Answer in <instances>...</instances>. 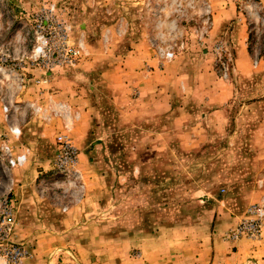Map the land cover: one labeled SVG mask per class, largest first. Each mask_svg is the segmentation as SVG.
<instances>
[{"label": "rangeland", "instance_id": "obj_1", "mask_svg": "<svg viewBox=\"0 0 264 264\" xmlns=\"http://www.w3.org/2000/svg\"><path fill=\"white\" fill-rule=\"evenodd\" d=\"M220 26L247 30L243 64ZM63 33L88 54L36 58ZM197 55L206 75L185 90ZM63 132L77 186L58 167ZM6 146L27 161L12 167ZM263 178L264 0H0V199L23 264H264V219L233 237Z\"/></svg>", "mask_w": 264, "mask_h": 264}, {"label": "built area", "instance_id": "obj_2", "mask_svg": "<svg viewBox=\"0 0 264 264\" xmlns=\"http://www.w3.org/2000/svg\"><path fill=\"white\" fill-rule=\"evenodd\" d=\"M68 34L63 35L58 40V51H55L50 42L43 35L39 37L38 45L34 49V55L36 58L45 57L48 55L50 60L49 66H56L64 62H75L79 57L88 54V50L85 47L84 42H80L78 45H70L68 40ZM51 56L52 59H51ZM174 52L167 51L165 58L172 59ZM6 112L10 111L8 105H4ZM71 122V124H70ZM66 120V130L73 128V122ZM11 133L15 137L22 135V129L20 127L10 128ZM60 143L58 167L62 170L69 171L70 183L77 186L78 178L81 177V172L76 168L78 162L77 149L72 144L69 135L65 132L58 136ZM10 154L9 163L12 167L23 165L27 161V154L23 153L18 156H13L8 146L5 148ZM262 186H264V178L262 180ZM250 213L254 216L251 220H244L239 225L234 233L233 237L238 238L241 234H250L252 237H257L261 234L262 223L264 219V196L262 201L258 204H254L250 208ZM16 224L15 208L12 199L5 197L0 199V264H23L25 259L31 253L29 246L16 239L14 234V227Z\"/></svg>", "mask_w": 264, "mask_h": 264}, {"label": "crops", "instance_id": "obj_3", "mask_svg": "<svg viewBox=\"0 0 264 264\" xmlns=\"http://www.w3.org/2000/svg\"><path fill=\"white\" fill-rule=\"evenodd\" d=\"M230 13L232 15L234 12L230 10ZM223 33H225V35H222ZM215 37H217L216 39L226 38L228 42H233L237 50V55H238L237 61L243 64V62L245 61L244 58H246V54L248 53V46H247L248 33H247V30H245V28H240L237 30L235 27L234 30L229 29L228 31H225V30H222V27L220 26V28L215 31ZM126 62H125V65H126ZM190 63L193 64L192 70L185 67L183 70L184 72L182 74L185 90L186 88H193L195 90L196 87L199 86L198 85L200 83L199 78L201 79L205 77L206 75V71L204 69L205 60L203 57H199V55H197L196 57L190 58L187 64V67H189ZM209 71L210 70L207 71L209 77L214 80L213 82H217L216 79H214V76L210 74ZM210 78H207V79L210 80ZM212 79L210 80V82L212 81ZM206 85L208 88H204V91L208 89H212L210 94L214 95L215 98L221 97V91L217 90L216 94H214L212 84L210 85L208 83ZM205 95H208V94H205ZM208 97L209 96H207V98ZM210 97L212 96L210 95ZM172 109H173V105L170 106V110ZM84 112H85L84 114H88L89 111L87 109H84ZM81 116L82 115L80 113V117Z\"/></svg>", "mask_w": 264, "mask_h": 264}, {"label": "bare ground", "instance_id": "obj_4", "mask_svg": "<svg viewBox=\"0 0 264 264\" xmlns=\"http://www.w3.org/2000/svg\"><path fill=\"white\" fill-rule=\"evenodd\" d=\"M70 124H71V122H70Z\"/></svg>", "mask_w": 264, "mask_h": 264}]
</instances>
